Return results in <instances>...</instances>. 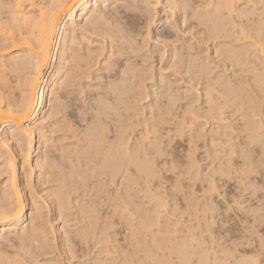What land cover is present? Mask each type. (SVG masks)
<instances>
[{
    "label": "rangeland",
    "instance_id": "1",
    "mask_svg": "<svg viewBox=\"0 0 264 264\" xmlns=\"http://www.w3.org/2000/svg\"><path fill=\"white\" fill-rule=\"evenodd\" d=\"M34 1H35V3H38V4H39V2H40V4H46V2L48 0H34ZM133 1H132L134 4L133 6L137 5L136 8H138V6H139V8H138L139 10L138 9L137 10L134 9L135 11L131 10L132 11L131 14H130V11H128L127 13L124 12V14L122 12L120 13V11L119 12L117 11L114 13V11H115L114 10L113 14L116 15L119 13V15H116V17H115V15H113L111 13L112 10H109V9L113 8V6H114V3L111 2V0H109L106 3H102V2L100 3V1L97 0L95 2V4L97 2H98V4H101V5L104 4L103 6H106V10L108 8L109 12H108V10L107 11L104 10L103 6L102 7H103V10L105 12L104 11L101 12L102 7L100 5H97V6H99L98 10H100L99 12L102 15L104 13H107L104 16H102V17H104V19H107V20L103 21V19H101L102 23L100 21H97L98 19L95 20L96 22H98V23L100 22L99 24H101L100 27H98V28H100L99 30L96 27V31H94V30L91 31V29L89 27H88L89 29L87 30V27H86L87 25L86 26L84 25L86 23H83L84 26L82 27V22H84V19H82V17H80V19H79L78 18L79 16H77V18L75 20L76 21L75 34L80 33L79 37H80V35L83 34L85 36V39H84V41L79 43L80 48L79 47H76V48H78L79 51L81 49V53H82V52H84L82 50L87 49L85 47H92L93 46L94 48H97V49L100 48V50H101V46L99 47V45H98L99 43H100V45H102L101 43H103L105 47L103 50H101L102 55L100 54L101 53L100 50L94 51V54L98 51L100 53L99 52H98L99 54L96 53L97 58L94 59V61L96 60L95 63H94V61L91 62L94 67L91 65V68H89L90 70L87 73L88 75L85 74L87 78L84 75L82 77H84L85 79L84 78L82 79V77H81L79 84H77V85L75 84L74 86L72 85L73 91L76 88L78 89V88L82 87V88H80L82 93L80 92V89H78L79 91H77V89H76V91H74V93L72 92V94L69 95V97L67 99V106L63 109V111L58 112V110H54V112H50V113H55V111H56V113L54 115L49 114L51 118L48 117V119H47L48 114L45 117L46 119L43 122V124L45 123L43 126L44 127L43 132L48 139L46 138L47 142L45 141L44 144L42 145L41 149H40V151L42 152V153L40 152V154L42 156V161H41L42 163L39 164L40 166L38 164H36V161H35L36 153L34 151L32 152V149L34 147V140L31 141V143H30L31 145L30 144L25 145L27 150L30 149L28 157L25 158L24 154H25L26 150L24 149L22 151V148L18 146L19 143H17V141H18L17 138H19V136L21 137L22 134H20L19 132H16V136L14 138L11 137L9 135V132H7L6 128L8 126H11V127L14 126L13 122L11 123V120L9 121L7 119H0V141L3 140L4 138H7L8 141L10 142V143L8 142L9 147L12 148V151L8 152L9 150L5 146L3 147L2 145H0V193L2 192L0 194V203H2L1 198L3 197L2 195H4V192H5V191H3L4 188H3L2 184L4 182V179H6L11 174L8 171L9 169L7 167H5L6 166L5 163H7V161H9L10 156H11V158L14 156L13 162H14V168H15L14 170L15 171H13L14 173H12V175L14 177L15 184L17 185V188L20 191L21 197L22 198L24 197L23 199H25V201L27 200L26 201L27 204L31 203V200L34 202H38L35 204L36 205L38 204L37 208L39 207V209L41 211L40 210L38 212L36 211L37 212L36 214H40V215L39 216L36 215L35 216L36 218L33 216L34 219L32 218L31 224H33L35 227H38L39 229H41V227H42L41 230L43 231V232L40 231L41 233L36 236V239H37L36 240L37 242L35 241L36 243L30 241V244L28 245V243H27V245H26L27 248L25 247V245L24 246L20 245V247H19L18 246L19 244L17 245L18 242L15 243L16 242L15 236L17 234L15 235L13 233L6 232L5 228L1 227L4 224H6V221H2L0 219L1 220L0 221L1 222L0 223V229H1L0 230V237H1L0 238L1 239L0 240V247L3 248V249L0 248L1 249L0 252H1V256H2V258L1 257L0 258L4 262L6 261L5 264H10V262H11V264L12 263H14V264H134L135 261H136L135 264H202L203 261L205 264H216V263L217 264H222V263L223 264H241V263L242 264H247V263L251 264L250 262H248L249 260H246V257L248 259V257L251 258L252 256H254L256 258V264H264V121H263L264 118H261V117H264V112H263L264 111V84H263L264 82L260 83V85H258L259 84L258 81L252 79V75L254 74V72L261 68V66H260L261 64L259 63V60L257 59L258 57H256V58L252 57V59H255V60H253V62H250V63H248V61H247V63L238 64V62H236V61H235V63L230 62L229 60L225 61V58L223 57V55L219 54V57H218V53L215 51L218 47V46H216L217 45L216 41H218V40L215 41V40H211V39H209V40L199 39V37L201 38V36H202V38L204 37L203 32L200 31L202 25L198 24L200 27L197 26V24H195V21L193 19L194 24L192 26V22H191L192 19H189V20L187 19V13H185L182 16L181 11H180L181 12L180 13L177 10H173V9L167 7V4L164 3L163 1H158L161 3H157L155 0H150L149 2L152 5L149 3L147 6H145L146 9H144V7H143L144 5H146V3L144 4L145 1H143V0H142L143 2L142 1L140 2V0L139 1L137 0V2H136V0H133ZM1 3H0V34L2 35V33H1L2 31H3V33H4V31L5 32L7 31V35H8L9 29L15 30L13 24L10 22V19H9V17H11L9 15V14H11V11H10L11 5L9 4L10 0H1ZM91 3H93V0L88 3L89 7H91L93 5V4L91 5ZM111 5H112V7H111ZM140 7H141V9H140ZM245 7H246L245 5L240 6V8H245ZM141 11H143V12H141ZM146 11L147 12L149 11L150 13L149 12L147 13ZM109 13H111L114 17L110 16ZM127 14H128V16H127ZM138 14H139V16H138ZM63 15H61L59 17V19L57 21L58 24L56 23L57 27H55V29H58V25H59ZM106 15H107V17H106ZM181 16L183 18H181ZM111 17H113L115 20ZM124 17H126V18H124ZM144 17H145V19H144ZM148 17L150 20L147 23ZM250 17H253V16H251V15L247 16L246 14H243V15H240L238 17H234L235 18L234 21L237 22L236 28L241 26L246 21V19L250 18ZM8 19H9V21H8ZM163 20H165L167 23ZM92 21L95 22L94 20H92ZM106 21H107V23H106ZM130 22L133 24V26ZM123 23H124V25H123ZM80 24H81V27H80ZM99 24L97 26H99ZM116 25H117V27H115ZM130 25H131V27H130ZM145 25L146 26L148 25V26L146 27ZM165 25L168 27V29L170 28L169 30H171L173 28V30H171L172 32L171 31L169 32V30L166 29L167 27ZM195 25L197 27H194ZM88 26H90V25H88ZM125 26L126 27L129 26L131 29L130 28L125 29ZM85 27H86V29H84ZM120 27H121V29H120ZM122 27H124V28H122ZM116 28L117 29L119 28L120 31H123L126 34L129 33L130 36L131 35L133 36L131 39L135 40L134 42H136V43H133V41H131V39H130V41L134 45L131 42H129V43H131V46L133 45L132 47L138 46L137 49L134 47L135 51L136 50L139 51V49L141 48L140 49L141 52L139 51L137 53V55H136V52H135V55H134V52L132 53L133 57L132 56L131 57H132V59L134 58L135 64L132 63V60H131L130 64H128L129 62L127 63L124 61V59L127 58V55L126 56L125 55L120 56L118 53V54H115L116 56L110 55L113 58L110 56H106L107 54H110L109 53L110 50L111 51H115V50L117 51L116 46L118 44H116V43L120 44V42H118L120 40L117 39V42L113 41V43H112V40L110 39L112 37V39L114 38L116 40L117 36L121 37V35H118V34H117V36H115L116 34L113 35L114 32L116 33V30H117ZM163 28H165V29H163ZM174 28L176 30H174ZM202 28H203V26H202ZM112 29L114 30V32H112L113 31ZM85 30H87L86 31L87 33L85 32V34H84V32H83L81 34V32L85 31ZM100 30H103V31H100ZM119 30H117V31H119ZM165 30H168V35L170 33V35H169L170 39L168 38L165 41H167V42L170 40L173 41V42H171V41L168 42V44L170 43L169 46H165L166 42L164 40H162L163 36L161 35V33L164 32ZM55 32H56V30H55ZM100 32H102V33H100ZM103 32H106V33L103 35ZM111 32H112V34H111ZM88 33H90V35H88ZM107 33H109L108 34L109 37H108ZM120 33L122 34V32H119V34ZM126 34L124 36H126ZM129 34L127 36H129ZM9 35H10V33H9ZM9 35L7 38H6V36L3 35L5 39H4L3 44L1 43V45H0V55H2V56L5 55L4 59H7L6 57H8L9 54L14 50H27L28 49V47L26 45H24L22 41H18L17 36L15 37L14 40H11L15 36V33L13 35H10V36ZM54 35H55V33H54ZM77 37H78V35H77ZM53 38L55 39V36H53ZM104 38L105 39L107 38L106 39L107 41H105ZM134 38H136V39H134ZM160 40H161V42L164 41L165 43L162 42L163 43L162 44L160 42ZM2 41H3V38H2ZM53 41L54 42H51L53 44L50 45L49 59H50V56L53 55L52 53H55L54 51L56 50V47H57V41H55V40H53ZM95 41H96V43H95ZM108 41L111 42L110 45H108L109 44ZM156 41L157 42L159 41V43H157ZM55 42H56V44H55ZM87 42L89 43V45L87 44ZM174 42L176 45L173 48L172 44L174 45ZM138 43H139V45H138ZM183 44L186 46H184ZM187 44L192 45L191 46L192 48H189V45L187 46ZM106 45H108V46H106ZM113 45L115 48L112 47ZM162 45H164V46H162ZM180 45H182L181 48L179 47ZM176 46L179 47L180 49L177 48ZM108 47H112V49H110V48L108 49ZM258 47H259V50H257L256 54L262 58V57H264V43H258ZM94 48H91V49L94 50ZM102 48H103V46H102ZM168 48L169 49L173 48L176 50L179 49V51H181V52L183 51L184 53L182 52V54L185 55L186 57L182 56L181 59L186 58L183 60L186 66L183 64H180V63H178L181 65L180 67L177 64H176L177 66L171 64V61H173L174 59H173V57H171V52L168 50ZM186 49H187V51H186ZM159 50L163 51V53H162V51H160V53H161V54H159L160 56L156 55V53H155V51H159ZM144 51L146 52V54ZM167 51H168V54L170 52L169 55L167 54ZM142 52H143L144 56H146L149 59L146 58L147 61L145 59V61L147 63L144 62V58H145L144 56H143V59L142 58L139 59L141 62H143L142 64H140L141 62L139 63V66H140L139 67L137 65L138 64L137 61H138V58L142 56ZM157 54H158V52H157ZM194 54H197V55H194ZM188 55L189 56L192 55V56H190L192 58H190ZM199 55H201L202 58H200ZM168 56L170 57V59ZM106 57H109V59L110 58L111 59L109 60ZM131 57H129V58H131ZM167 57H168V59H167ZM193 57H195V59ZM196 57L198 60L196 59ZM203 57H205V58H203ZM160 58H161V60H160ZM222 58H224V59H222ZM105 59H107V60L105 61ZM187 59H188V61L190 60L191 63L187 62L186 61ZM205 59H207V60H205ZM111 60H113V61L115 60L116 64L121 63V61L123 60L124 62L123 61L122 62L124 63V65L127 64V67L131 64L132 65L134 64L133 66L137 65L138 67L137 66H136V68L134 67L137 71L135 69H133V70H131L133 72L130 71L131 74L132 73L135 74V72H137L138 74L145 76V78H143V80H142L143 82H141L142 83L141 85L135 84L136 88H133L135 86H131V84L128 85V80H129L128 77L130 78V76H131V78H130L131 80H129V81H130V83H132V82H134L133 78H135V77H133L134 74L133 75L127 74V75H129L128 77L126 76L127 80L123 81L124 83L127 81V83H125L127 85L126 86L124 85V87H126V89L128 86L127 90L123 87V85H122L123 82L121 83V87L123 89H125V93H126V95L124 94L123 96H125L126 98L123 97L124 98L123 99V105L119 104V108L117 110H116V108H114V109L116 110V112L117 111L119 112L118 113L119 115H121L122 112H124L123 113L124 116L121 115V118L119 116L118 117L119 119L115 118L116 120L113 119V116H115V115H113L112 117L107 116V117H110V119L108 118L107 120H105V122L107 121L106 123L101 120L100 124L103 126L102 123H104V128L106 129L105 126H107V129L109 131V132L105 131V129L100 125L103 128V130L105 131V132L103 131L104 132L103 139L106 138L105 139L106 141L102 143L103 144L102 146H106L108 144L107 141H109V139L111 140L114 138V140H116L118 138L117 135H115V137H113L115 134V132H113V131H116V133H117V131H119L118 132L119 134L121 131L120 137H121V135H122V138H123V136L124 137L127 136V140H128L129 135L131 137L134 136L133 133L136 134L135 136H137L138 130L141 126L140 123L138 124V122H141L143 120L145 122H150L151 119L148 117H150V116L152 117V115L154 116V114H156V113H154V112H156L155 110L152 109V111H151V108H153V105H154L153 102H155L154 98H156V96L154 97V95H157L158 93H160V91L163 92L164 89H166L163 86L164 83L169 82L168 84L170 85V87L168 88L169 85L164 84L167 87L166 91H168V92H166V95H165L166 97L161 98L162 99L161 103L167 104V105H168V103H170L169 107L173 104L172 106H174V107H170L171 108L170 111L173 112V111L179 110L177 112V114H178V117L180 116L179 118L176 119L177 120L176 123H172V124L169 123V128L171 127V132H169V133H171L170 135L172 137L169 136V138L170 137L171 138L169 140H167L168 138H166V137H168V136L164 135L165 132L162 133L164 136L161 135L162 136L161 138L163 140V144L165 146L163 155H162V152L157 153L158 151L155 149L156 144H154L152 146V147H154L153 149H155V151H156V153H155V151L152 149V151L155 153V155L153 152L149 153V157L151 156L150 160L153 161V162L152 161L149 162V166H151V167L154 166L155 168L154 167H152V168H154L156 170H154V169L153 170L155 172L157 171L156 174L154 175V177H150V179H148V180H146L144 178L145 179L144 180L143 177L140 176V178H139V176L136 175L137 176L136 177L134 175L133 181L130 178V180L133 182V185H134V186L130 185L132 188H134V189H130L131 190V192H130L131 199L133 198V200H135V201L131 200V203L128 202L127 206H126L125 202H122V201H120L121 199L120 200L118 199L121 196H117V195H121V193H120L121 190H120V188L118 189V187H120L119 186V183H120L119 180H121V179L118 176H116V178L114 179L113 176H110L109 173L104 171L105 168L100 170L98 167V166L102 165V163H100L101 161H99L98 159L101 157L100 154L103 153L104 150L100 154L94 153V151H91L92 155L94 153V156H96V158L98 157V159H97V161L96 160L93 161L94 160L93 158H91V159H93L92 161L87 159L90 163L86 160L88 155L84 153V150L87 148L86 144L88 143V142L87 143L85 142V146H84V140L85 141H86V139L92 140L94 138V137L90 138L92 135L91 136L89 135V137H88V135H85V134H92V133H88V131L90 132L92 129L95 130L93 128L94 125L90 124L89 120L91 117L94 116V113H98V111L102 109L101 108L102 106H99L100 104L102 105V102H100L96 98H97V96L99 98L98 94L101 91L103 93H104V91H106V90L103 91L102 88L104 86L102 87V85L99 84L104 79V77H102L103 74H104V76L106 74V72H105L106 70L105 69L103 70L101 68L106 67L107 69H109V68L112 69L110 66L113 67L114 65L111 63H114V62H112ZM159 61H160V63H159ZM201 61H204V62L200 63ZM6 62H7L6 60L0 61V109L3 112H6L5 104L8 103V101H9L10 107L12 106L11 109L15 110L14 113L21 115V114H24V112L21 111V105L19 104V100H21L23 89L26 88L24 85V81L22 80L23 77L21 78V76H25V74H24L25 72L24 73L23 72H20V73L16 72L15 73L14 71L12 72V70H10L7 67H5L6 70L9 69L10 72L6 71V70L4 71V69H5L4 65ZM105 62H106V66H105ZM196 62H198L199 64H201L203 66L207 62L208 63L211 62L210 63L211 65L207 63L208 69L206 68V72H205L206 75L204 73V75H203L204 77L202 79L198 80V78H194V76H193V79L191 80L192 77H190V76H191V71L193 69V66H194V64H198ZM45 64L46 63H44L42 65V66H44L43 71H45ZM143 64L145 65V70L143 69L144 68ZM188 64H189V67H188ZM107 65L109 68L107 67ZM117 65H115L116 67L114 66L112 69L115 71L114 73H113V71L110 72L111 70H109V73H110L109 75L113 74V76H114L116 71L117 72H118V70L120 71V68L122 69V67L123 68L125 67L124 69H126V70L133 68V67L129 68L130 67L129 66L127 69L126 66L121 65V67H120L119 66L120 64H119L118 65L119 69L115 70L114 68H117ZM182 65L185 68L182 67ZM207 66H205V67H207ZM148 67L151 68V71L149 69L146 71V69ZM160 67H162V68H160ZM164 67H165V69H164ZM187 67L189 68L190 71H188ZM2 68H4V69H2ZM138 70L140 71V73L138 72ZM141 70H143V72L146 71L145 75L141 74V73H143ZM148 71H150V72L148 73ZM96 72L101 73V75H102L101 78H103V79H101L100 76L95 77L94 75ZM218 73L221 75L220 78H224V77L227 78L228 77V79L224 78V80H227V81H225L227 84L229 83V88L230 87L232 88L234 86L233 88L236 89L235 90L236 92H234V93L231 92L234 95L230 94L229 92L224 93V92H226V90L224 88H225V86H226V88H228V85L227 84L224 85L223 83H220L222 81H220V82L218 81L215 84L216 89L219 90L218 96H217V93L215 94L216 95L215 99L218 98L217 100L220 102L223 100V103H224L226 97L231 98L230 99L231 106L228 102L229 105L227 104V106H229V107L227 108L228 111L226 112V114H233V115H231V117H229L227 119L228 121L231 122V123L228 122L229 126L231 124H232V126L229 127L228 128L229 130H227V131H225L226 128L222 131V129L224 127H222L219 123L215 122V120L210 119L211 122H210V120H208L209 118L207 117V111H206L207 104L203 103V102L207 103L206 102L207 96L203 92V89L205 88L204 86L206 85L207 81H209V82L213 81L211 79H214V78L217 79V77H218V79L220 80ZM221 73H223V74H221ZM146 74H148V75H146ZM189 74H190V76H188ZM146 76H147V78H146ZM148 76L152 77L153 79L150 78L149 80H147L149 78ZM106 77H107V80L106 79L105 80L107 83L109 81H111V80L108 81V75H106ZM116 77H117V75H116ZM116 77H112V78L118 79ZM110 78H111V76H109V79ZM164 78H166V79H164ZM209 78H210V80H209ZM157 79H159V80H157ZM161 79H164L162 81H166V80L167 81L163 83L161 81ZM187 79H189V80H187ZM153 80L159 81L161 83L157 82L159 84L158 85ZM228 81H230V82H228ZM103 83H105V81H103L101 84H103ZM107 83H105L106 84L105 87L107 86ZM153 83H155L156 85ZM219 83H220V85H219ZM230 84H231V86H230ZM83 85H84V88H83ZM98 85H100L102 88L98 87ZM132 85H134V84L132 83ZM160 85H162L163 87H161ZM217 85H219V86H217ZM75 86H77V87H75ZM91 87H92V89H94V90H92V91H94V93L90 90ZM129 87H130V89H129ZM157 87H159L160 90ZM96 88L97 89L101 88V91L100 90L97 91ZM95 89H96L98 94L95 93L96 92ZM156 89L159 90V92L158 93L154 92L155 94L152 93L153 90L157 91ZM222 89H224V91ZM131 90L132 91L134 90V91L131 93ZM220 90H222V91H220ZM84 91L85 92L87 91L86 94ZM127 91H128V94H127ZM129 91H130V93H129ZM137 91H139L138 92L139 94L137 93ZM91 93H93L94 95ZM133 93H137L136 94L137 96H135V94H133ZM148 93H150V94H148ZM219 93H220V97H219ZM89 94H91V96ZM138 95H139V97H138ZM180 95H181V97H180ZM140 96L143 97V99H141ZM168 96H170V98ZM221 96H223V97H221ZM93 97H96V98L93 99ZM167 97L170 100H168ZM89 98H90V100H89ZM176 98L181 100V102L179 100H177ZM171 99H173V100H171ZM96 100L99 102H97ZM136 100H137V102L135 103ZM140 100H141V102H140ZM90 101H91V103H90ZM172 101H173V103H172ZM174 101H176V103ZM191 101H192V103L190 104ZM232 101H234V102H232ZM250 101H253L254 104ZM126 102L127 103L129 102L128 104L132 103L131 105L133 107H131V105H130V111H129V109H127L129 112H132V114H130L131 117L125 115L126 110L123 111V109H126L129 107V105H127L128 107L125 105ZM165 102H167V103H165ZM233 104L234 105L240 104L239 105L240 108L236 109L237 107L236 106L234 107ZM91 105H93L94 107ZM124 105H125V107H123ZM177 105H178V107H177ZM185 105L187 108L185 107ZM181 106L183 107V109L181 108ZM227 106H225V107H227ZM185 108L186 109H188V108L193 109L194 110L193 113L195 112V114H198L196 116H199V118L194 116V114L188 113L189 112L188 110L186 111V113H185V111L183 113L182 111ZM91 109L94 112H92ZM109 109L111 110V108H109ZM96 110H98V111L96 112ZM110 110H109V113L113 111V110L112 111H110ZM115 110L113 111V114L115 113ZM238 110H239V112H238ZM120 111H121V113H120ZM128 111H127V113H129ZM133 111H134V113H133ZM205 111H206V114H205ZM107 112H108V110H107ZM89 113L91 116H89ZM187 113L189 114L190 117L187 115ZM96 115H98V114H96ZM101 115H102V112L99 114V116H101ZM103 115H104V113H103ZM135 115H138V116L136 117ZM126 116L129 117V119H127L125 121L123 118H126ZM256 116H258V117H256ZM107 117L103 116L102 118L106 119ZM182 117H184L188 121H190L191 117H193L196 122L192 118L191 120H193V121H192L191 125L184 123L185 124V125L183 124L184 126H182V125L179 126V120ZM83 118L85 119V121H83L84 120ZM130 118L133 119V121ZM206 118H207V120H206ZM111 119H113V121ZM122 119H123V121H122ZM259 119H260V121H262V128L261 129H263L260 133L261 136L258 137L260 139L259 140L256 139L252 143L249 142L250 144L248 143V146H247L246 145V143H247V141H246L247 134L246 133L247 132L245 131V129H242L245 127L242 124H244L243 122L245 120H250V121L254 120V123H257ZM81 120H82V122H81ZM28 122H29L28 120L23 121L21 123V128H24V129H26V131H28L27 130L28 127L25 126L26 124H28ZM111 122L114 123L115 125L112 124ZM121 122L124 124V126L126 125L125 126L126 130H124L125 128L122 127L123 125L121 126L123 130L120 129L119 126L122 124ZM136 122H137V124H135ZM151 122H152V120H151ZM133 123H134V126H133ZM216 123L218 124V127H217ZM66 124H74L75 128H72V130L71 129L68 130V127H66L67 126ZM100 126H99V128L97 127L98 132L101 129ZM113 126H114V128H113ZM178 126L181 127V130ZM188 126H190V127H188ZM242 126H244V127H242ZM88 127L90 128V130L88 129ZM128 127H129V129H128ZM130 127L131 128L134 127L132 132H130L132 130ZM73 129H76L75 130L76 132ZM114 129H116V130H114ZM123 131H124V133H123ZM92 132H93V134L95 133L94 131H92ZM100 132H102V131H100ZM128 132L131 134L128 135L127 134ZM5 133H6V135H5ZM72 133L75 135V137H77V139L74 137V135ZM106 133L108 135H106ZM229 133H230V135H229ZM81 134H84V135H81ZM187 135H188V137H187ZM64 136L65 137L68 136V137L65 138ZM71 136H72V138H71ZM108 136H111V138H108ZM192 136H193V138H192ZM223 136H225V137H223ZM73 137H74V139H73ZM131 137H129V138L132 140L134 137H132V138ZM245 137H246V139H245ZM107 138H108V140H107ZM226 138H227V140H226ZM79 139H80V142L78 141ZM123 139L126 140V137ZM130 139H129V141L126 140L128 144L131 143ZM229 139H231L232 141ZM213 140H215V141H213ZM219 140H221L220 141L221 144H217L218 146L216 145L214 147V145H213L214 142L217 143ZM238 141H239V143H238ZM92 142H93L92 145L94 144L97 146V144L94 141H92ZM190 147L193 151L190 149ZM80 148L84 149V150H81ZM93 149H94V147H93ZM216 149H218V150H216ZM219 150L221 153L219 152ZM232 150H233V152H232ZM82 152H83V154H82ZM225 152H227V153H225ZM240 152L242 153V157H241ZM190 153H192L195 156H193ZM84 154L86 155V158H85ZM91 156L90 155L88 156L89 159ZM190 157L193 159L192 161H191ZM95 162H96V164H95ZM226 163L227 164L229 163V164L227 165ZM92 165H95V166H92ZM189 165H191V166H189ZM131 166L132 165H130V167ZM78 169H79V171H78ZM102 170L104 172H106V174H109V175L105 176V173L101 172ZM222 172H224V173H222ZM77 174H78V176H77ZM85 175L87 177H85ZM112 177H113V179H112ZM131 181H129L130 184H132ZM47 190H48V192H46ZM50 190H52V191H50ZM118 190H120V191L118 192ZM137 191H139V192H137ZM113 192H115V193H113ZM55 194L58 196H56ZM154 197H156V198H154ZM62 198H63V200H62ZM28 199H29V202H28ZM58 199L62 200V201L60 202ZM115 199H117V200H115ZM160 199L164 202V206H162V205H160V203H158ZM112 200H115V201H112ZM116 201L117 202L120 201V203H124V205H125V206L121 205L120 203H119V205L115 204V205H118V207L115 206L117 209L119 207H120L119 209H121V207L123 208L122 209V210H124L123 212L120 211L119 209L117 210L118 213L121 212V215H120V213L118 214L116 211H115V213L113 212L115 209V207H113V206H114V203H116ZM53 202H55V203H53ZM58 202H59V204H57ZM135 202H136V205H138L136 208H135V206H136ZM112 204H113V206H112ZM157 204H159V205H157ZM60 205H61V208H59ZM62 205H64V206H62ZM89 207L90 208L93 207V208L90 209ZM28 212L29 211L27 210V212H26L27 217H29ZM94 212H95V214H94ZM143 212H145V213H143ZM88 215L91 216V219L88 218L89 217ZM142 217L147 219L146 220L147 222H149V220H150V223H149L150 231H149V229L146 230L143 227H141V226H143L142 222H141V225L139 224L140 222H138V221L141 220ZM164 220H167L165 222L169 221L170 224H171V222L177 224V229L174 230V233L169 234L170 236H172L171 238H170V236L168 237V235L165 236V233L163 235V230H162V232L160 230L161 227L165 224L163 222ZM28 221L29 220L27 219L24 223H27ZM131 230H133V236H132ZM151 230L152 231L153 230H155V231L160 230L159 232L157 231L159 236L156 235L157 236V242L161 241L160 242L161 244L158 242L159 247L161 249V250L158 249L159 251L156 250L157 248L152 244L151 240H152L153 236L151 237V234H152V233H150ZM41 234H42V236H41ZM161 234L163 236L162 238H161ZM83 235L86 239L83 238ZM11 237H12V240H10ZM44 237H46V239ZM150 237H151V240H150ZM164 237H168V238H170V240L168 238H167L168 239L167 240ZM190 237L192 239H190ZM8 238H10V239H8ZM143 238H144V240H143ZM40 239H42V240H40ZM136 239H138V240H136ZM139 239H141L142 241ZM44 241L46 243H44ZM148 241H149V243H148ZM141 242H142V244H141ZM181 242H184V243H181ZM40 243H43V244H40ZM144 244L146 247L144 246ZM149 244H152V245L150 246ZM182 244L185 246V248H187V251H185L186 249L184 248V246ZM162 245H163L164 249L161 248ZM110 246H112V247H110ZM180 246L183 248H181ZM186 246H188V247H186ZM143 247H144V249H143ZM20 248H22L21 249L22 251L20 250ZM105 248H106V250H105ZM108 249L111 252H109ZM148 250H150L151 252L150 251L148 252ZM105 251L106 252L108 251V253H109L107 255L108 258H107V256L105 257V255H106ZM183 251L187 252V253L186 254L184 253L185 254L184 255ZM204 251L207 253H205ZM2 252H3V254H2ZM101 252H103V253H101ZM104 252H105V254H104ZM201 253H202V255L200 256ZM149 254H150V256H148ZM3 255H6V256H3ZM182 255L185 258H183ZM188 255H190V257ZM152 256H153V259H155L154 261H153V259H151ZM202 256L206 257L205 258L206 261L203 258L201 261ZM4 257L5 258L8 257L7 258L8 261H7V259H4ZM104 257H105V259H104ZM186 258H187V260H186ZM1 259H0V261H1L0 264H4ZM123 259H124V261H123ZM106 260H107V262H106ZM217 260L218 261L220 260L219 263ZM241 260H242V262H241ZM244 260L247 262H244Z\"/></svg>",
    "mask_w": 264,
    "mask_h": 264
},
{
    "label": "bare ground",
    "instance_id": "2",
    "mask_svg": "<svg viewBox=\"0 0 264 264\" xmlns=\"http://www.w3.org/2000/svg\"><path fill=\"white\" fill-rule=\"evenodd\" d=\"M92 0H48L47 2H46V4H40V2H39V4L38 3H35V1L34 0H10V5H11V9H10V11H11V14H9L11 17H9V19H10V22L13 24V26H14V28H15V30H11V29H9L8 30V32L10 33V35H13L14 33H15V36L11 39V40H14L15 39V37L17 36V38H18V41H22L23 42V44L24 45H26L27 47H28V49L27 50H14V51H12L10 54H9V56L8 57H6L7 59H4V57H5V55H0V61H7L6 63H5V65H4V68L5 67H7V68H9L10 70H12V72L14 71L15 73L17 72V73H20V72H25L24 74H25V76H21V78H22V80L24 81V85H25V87L26 88H24L23 89V93H22V96H21V100H19V104L21 105V111H23L24 112V114H21V115H18V114H16V113H14L15 112V110H12L11 109V107H10V103H9V101H8V103H6L5 104V109H6V112H3L1 109H0V119H7V120H11V123L13 122V125L14 126H8L6 129H7V132H9V135L11 136V137H15L16 136V132H19L20 134H22V136L20 137L19 136V138H17V143H19L18 144V146L19 147H21L22 148V151L25 149L26 150V152H25V154H24V157L25 158H27L28 157V155H29V151H30V149L29 150H27V148H26V144L28 145V144H30L31 143V141L32 140H34V147H33V149H32V152L34 151L35 153H36V159H35V161H36V164H41L42 162V156H41V154H40V149H41V147H42V145L44 144V142L48 139L46 136H45V134H44V132H43V126H44V124H43V122H44V120L46 119L45 117L47 116V114H48V116H47V119H48V117L49 118H51L50 117V115L49 114H55L56 113V111H55V113H50V112H54V110H58V112L60 111H63V109L67 106V99H68V97H69V95H71L72 94V92L74 93V91H76V89H74V91H73V86L76 84H79V82H80V80H81V77L82 76H84L85 74L86 75H88L87 73L89 72V68H91V65H92V63L91 62H93L94 61V59H96L97 58V55H96V53H98V52H96L95 54H94V51L96 50H100V48L99 49H97V48H94L93 46L92 47H85V48H87V49H85V50H82V51H84V52H82L81 53V49H80V51H79V49L78 48H76V47H79V43L80 42H82V41H84V39H85V36L82 34L83 32H84V34H85V32L90 28L91 29V31H96V27L98 28V27H100V25L101 24H99L100 22L102 23V20L101 19H103V21L104 20H107V19H104V17H102V16H104L105 14H107V13H104L103 15L99 12L100 10H98L99 8V6H97V5H100L101 7L104 5V4H98V2L95 4V2L97 1V0H93V3H91V7H89L88 6V3L89 2H91ZM100 1V3L102 2V3H106V2H108L109 0H99ZM133 0H111V2H113L114 3V6H113V8H111V9H109V10H112V14H113V11H114V13L115 12H119L120 11V13L122 12L123 14H124V12L125 13H127L128 11H130V14H131V10H137L138 8H139V6H138V8H136L137 7V5H135V6H133L134 4H133V2H132ZM139 1V0H138ZM142 0H140V2H141ZM143 1H145L144 2V4L146 3V5H142L143 7H144V9H146V7L145 6H147L150 2V0H143ZM142 1V2H143ZM157 3H161V2H158V1H163L164 3H166L167 4V7H169V8H171V9H173V10H177V11H181L180 13L182 14V16L185 14V13H187V19L189 20V19H192V26H193V22L195 21V24H197V26H199V25H202L203 26V28H202V26H201V29H200V31H202L203 32V35H204V37L202 38V36H201V38L199 37V39H206V40H209V39H211V40H218V41H216V43H217V45L216 46H218L217 47V49L215 50L217 53H218V57H219V54H222L223 55V57L225 58V61H230V62H234L235 63V61L236 62H238V64H240V63H247V61H248V63H250V62H253V60H255V59H252V57H258L257 59L259 60V63L261 64H259L260 66H261V68L260 69H258L257 71H255L254 72V74L252 75V79H254V80H256V81H258V85H260V83H263L264 82V57H259L256 53H257V50H259V47H258V43H264V0H155ZM136 2H137V0H136ZM0 3H1V0H0ZM2 4V3H1ZM142 4V3H141ZM140 4V5H141ZM151 4V3H150ZM4 5V4H3ZM7 5V4H6ZM9 5V6H10ZM110 5V4H109ZM113 5V4H112ZM112 5H111V7H112ZM152 5V4H151ZM155 5V4H154ZM153 5V6H154ZM165 5V4H164ZM241 5H245L246 7L245 8H240V6ZM104 7V10H106V6H103ZM103 7H102V10H101V12H103L104 10H103ZM108 7V6H107ZM244 7V6H243ZM24 9V10H23ZM101 9V8H100ZM140 9H141V7H140ZM143 9V8H142ZM107 10H108V8H107ZM106 10V11H107ZM109 10H108V12H109ZM134 10V11H135ZM139 10V9H138ZM150 11V10H149ZM148 11V12H149ZM172 11V10H171ZM105 12V11H104ZM141 12H143V11H141ZM147 12V11H146ZM147 12V13H148ZM111 13H109V15L110 16H113V15H115V14H111ZM150 13V12H149ZM172 13V12H171ZM64 14V15H63ZM243 14H246L247 16H249V15H251V16H253V17H250V18H247L246 19V21L241 25V26H239L238 28H236V24H237V22H235L234 21V17H238V16H240V15H243ZM61 15H63V17H62V19H61V21H60V23H59V25H58V29H55V27H57L56 25L58 24L57 23V21H58V19H59V17L61 16ZM116 15H119V13L118 14H116ZM116 15H115V17H116ZM145 15V14H144ZM150 15V14H149ZM77 16H79L78 18L80 19V17H82V19H84V22H82V27L85 25H87L86 27H87V30H85V31H82L81 32V34L82 35H80V37H79V34H75V24H76V18H77ZM109 16V17H110ZM127 16H128V14H127ZM137 16V15H136ZM138 16H139V14H138ZM152 16V15H151ZM181 16V18H183ZM106 17H107V15H106ZM114 17V16H113ZM113 17H111V18H113ZM124 18H126V17H124ZM133 18V17H132ZM9 19H8V21H9ZM98 19V20H97ZM110 19V18H109ZM114 19V18H113ZM144 19H145V17H144ZM148 19V21H147V23L149 22V17L147 18ZM186 19V18H185ZM193 19H194V21H193ZM91 20V21H90ZM92 20H97V21H100L99 23L98 22H93ZM115 20V19H114ZM132 20V19H131ZM163 21H165V20H163ZM186 21V20H185ZM136 22V21H135ZM166 22V21H165ZM57 23V24H56ZM83 23H86V24H84L83 25ZM105 23V22H104ZM103 23V24H104ZM106 23H107V21H106ZM105 23V24H106ZM112 23V22H111ZM131 23V22H130ZM129 23V24H130ZM167 23V22H166ZM11 24V25H12ZM99 24V26H97ZM113 24V23H112ZM128 24V23H127ZM132 24V23H131ZM139 24V23H138ZM137 24V25H138ZM163 24V23H162ZM199 24V25H198ZM88 25H90V26H88ZM115 25V24H114ZM113 25V26H114ZM123 25H124V23H123ZM149 25V24H148ZM147 25V26H148ZM164 25V24H163ZM77 26V25H76ZM132 26H133V24H132ZM146 26V25H145ZM146 26V27H147ZM166 26V25H165ZM191 26V25H190ZM191 26V27H192ZM196 25L194 26V27H197ZM80 27H81V24H80ZM79 27V28H80ZM86 27L84 28V29H86ZM89 27V28H88ZM106 27V26H105ZM109 27V26H108ZM115 27H117V25L115 26ZM119 27V26H118ZM130 27H131V25H130ZM129 26L128 27H126L125 26V29H129L130 28ZM140 27V26H139ZM163 27V26H162ZM167 27V26H166ZM200 27V26H199ZM7 28V27H6ZM5 28V29H6ZM113 28V27H112ZM122 28H124V27H122ZM8 29V28H7ZM61 29V30H60ZM78 29V28H77ZM100 28H98V30H99ZM103 29V28H102ZM117 29V28H116ZM120 29H121V27H120ZM131 29V28H130ZM163 29H165V28H163ZM166 29H168V27L166 28ZM170 29V28H169ZM168 29V30H169ZM55 30H56V32H55ZM80 30V29H79ZM108 30V29H107ZM113 30V29H112ZM117 30H119V28L117 29ZM116 30V33L114 32V30L112 31V32H114L113 33V35H115V36H117V34L118 35H121V37H119V36H117V38H116V40L114 39H112V37L110 38L111 40H112V43H113V41H116L117 42V39L118 40H120V41H118V42H120V44L119 43H116V44H118L117 46H116V49H117V51L114 49L115 47H114V45L112 46V47H114L113 49L115 50V51H111L110 50V54H107L106 56H110V55H112V56H114L115 54H118L119 53V55L121 56V55H127V58H123L124 59V61L125 62H129L128 64H130V62H131V60H132V63H134L135 64V60H134V58L132 59V53L134 52V55H135V52H136V55H137V53L140 51V49H139V51H135V49H134V47L137 49V47L138 46H134V47H132L134 44L133 43H136V42H134L135 40H132L131 38L133 37L132 35L130 36V34H129V36H127L128 34H126V33H124L123 31H117ZM123 30V29H122ZM168 30H165L164 32H162L161 33V35L163 36V39L162 40H167L170 36V33H169V35H168ZM171 30H173V28L171 29ZM171 30H169V32L171 31ZM174 30H176L175 28H174ZM90 31V32H91ZM100 31H103V30H100ZM106 31V30H105ZM129 31V30H128ZM89 32V31H88ZM99 32V31H98ZM97 32V33H98ZM112 32H111V34H112ZM119 32H122V34L120 33L119 34ZM172 32V31H171ZM2 33V35L0 34V45H1V43L3 44V42H4V36H6L7 35V31L5 32L4 31V33H3V31L1 32ZM6 33V34H5ZM9 33H8V35H9ZM54 33H55V35H54ZM87 33V32H86ZM94 33V32H93ZM100 33H102V32H100ZM106 32H103V35L105 34ZM124 33V34H123ZM138 33V32H137ZM174 33V32H173ZM109 33H107V35H108ZM126 34V36L128 37H126V36H124ZM4 35V36H3ZM8 35L6 36V38L8 37ZM9 35V36H10ZM77 35H78V37H77ZM87 35V34H86ZM88 35H90V33H88ZM87 35V36H88ZM112 35V36H113ZM158 35V34H157ZM172 35V34H171ZM174 35V34H173ZM53 36H55V39L53 38ZM86 36V37H87ZM114 36V37H115ZM144 36V35H143ZM108 37H109V35H108ZM119 37V38H118ZM159 37V36H158ZM157 37V38H158ZM173 37V36H172ZM2 38H3V41H2ZM162 38V37H161ZM87 39V38H86ZM90 39V38H89ZM103 39V38H102ZM107 39V38H106ZM105 38H104V40L105 41H107ZM130 39H131V41H133V43L130 41ZM134 39H136V38H134ZM141 39V38H140ZM143 39V38H142ZM148 39V38H147ZM170 39V38H169ZM53 40H55V41H57V47H56V50L54 51L55 53H52L53 55H51L50 56V59H49V52H50V45L51 44H53V43H51V42H54ZM88 40V39H87ZM86 40V41H87ZM156 40V39H155ZM154 40V41H155ZM175 40V39H174ZM85 41V42H86ZM140 41V40H139ZM138 41V42H139ZM142 41V40H141ZM162 41L163 43H165L166 42V44H165V46H169L170 45V43L168 44V42H173L172 40H170V41ZM214 41V42H215ZM89 42V41H88ZM87 42V44L89 45V43ZM92 42V41H91ZM129 42H131L133 45L131 46V43H129ZM157 42V41H156ZM160 42H161V40H160ZM161 42V43H162ZM93 43V42H92ZM95 43H96V41H95ZM94 43V44H95ZM105 43V42H104ZM108 45H110V43L111 42H109L108 41ZM115 43V42H114ZM157 43H159V41L157 42ZM162 43V44H163ZM55 44H56V42H55ZM54 44V45H55ZM93 44V45H94ZM102 45H100V43L98 44L99 45V47L101 46V50H103L104 49V44L103 43H101ZM106 44V43H105ZM141 44V43H140ZM172 44V43H171ZM192 44V43H191ZM108 45H106V46H108ZM112 45V44H111ZM138 45H139V43H138ZM142 45V44H141ZM176 44H175V42H174V45L172 44V46H173V48H174V46H175ZM184 45V44H183ZM189 45V48H192L191 46L192 45H190V44H187V46ZM84 46V45H83ZM91 46V45H90ZM102 46H103V48H102ZM157 46V45H156ZM155 46V47H156ZM162 46H164V45H162ZM184 46H186V45H184ZM96 47V46H95ZM112 47H108V49L110 48V49H112ZM177 47V46H176ZM175 47V48H176ZM180 48L182 47V45H180L179 46ZM179 47H177V48H179ZM80 48V47H79ZM83 48V47H82ZM91 48H94V50L93 49H91ZM169 49L168 48V50L171 52V57H173V61H171V64H173V65H179V67L181 66L180 64H183V65H185V63H184V59H186V58H183V59H181V57L182 56H185V55H183L182 54V52L181 51H179V49L178 50H176V49ZM187 48V47H186ZM155 49V48H154ZM100 50V51H101ZM158 50V49H157ZM163 50V49H162ZM162 50H159V51H155V53H156V55H159V54H161L160 53V51H162ZM53 51V50H52ZM51 51V52H52ZM164 51V50H163ZM163 51H162V53H163ZM186 51H187V49H186ZM105 52V51H104ZM141 52V51H140ZM145 52V51H144ZM152 52V51H151ZM157 52H158V54H157ZM165 52V51H164ZM170 52H169V54H170ZM100 53V52H99ZM98 53V54H99ZM184 53V52H183ZM187 53V52H186ZM185 53V54H186ZM189 53V52H188ZM199 53V52H198ZM216 53V54H217ZM101 55H102V51H101V53H100ZM131 54V55H130ZM141 54V53H140ZM145 54H146V52H145ZM167 54H168V51H167ZM168 54V55H169ZM182 54V55H181ZM130 55V56H129ZM163 55V54H162ZM194 55H197V54H194ZM221 55V56H222ZM112 56H110V57H112ZM116 56V55H115ZM118 56V55H117ZM132 56V57H131ZM141 56V55H140ZM143 56H144V54H143V52H142V56L141 57H139L138 58V61H137V65L139 66V63L141 62L139 59H143ZM160 56V55H159ZM164 56V55H163ZM189 56V55H188ZM190 56H192V55H190ZM189 56V57H190ZM200 56V58H202L201 57V55H199ZM217 56V55H216ZM99 57V56H98ZM123 57V56H122ZM121 57V58H122ZM129 57H131V58H129ZM135 57V56H134ZM145 58H144V62H146L147 61V59H149V58H147L146 56H144ZM151 57V56H150ZM165 57V56H164ZM169 57V56H168ZM168 57H167V59H168ZM186 57V56H185ZM198 57V56H197ZM197 57H196V59H197ZM251 57V58H250ZM106 58H108L109 59V57H106ZM113 58V57H112ZM147 58V59H146ZM154 58V57H153ZM162 58V57H161ZM161 58H160V60H161ZM190 58H192V57H190ZM194 59H195V57H193ZM203 58H205V57H203ZM224 58H222V59H224ZM111 59V58H110ZM109 59V60H110ZM118 59V58H117ZM145 59H146V61H145ZM169 59H170V57H169ZM189 59V58H188ZM188 59L186 60L187 62H190L191 63V61L189 60L188 61ZM221 59V58H220ZM107 59H105V61H106ZM121 60V59H120ZM130 60V61H129ZM166 60V59H165ZM183 62H182V61ZM198 60V59H197ZM202 60V59H201ZM205 60H207V59H205ZM96 61V60H95ZM95 61H94V63H95ZM112 62H114V63H111V64H113L114 66L115 65H119L120 67H121V65L123 66L124 65V61L122 62L121 61V63H117L116 64V62H115V60L113 61V60H111ZM117 61V60H116ZM143 61V60H142ZM193 61V60H192ZM209 61V60H208ZM173 62V63H172ZM186 62V63H187ZM202 62H204V61H201L200 63H202ZM206 62V61H205ZM44 63H46L45 64V71H43L44 69H43V67L44 66H42ZM91 63V64H90ZM123 63V64H122ZM143 62H141L140 64H142ZM147 63V62H146ZM159 63H160V61H159ZM178 63H180V64H178ZM194 63V62H193ZM196 63H198V62H196ZM208 63V62H207ZM207 63L203 66V65H201V64H194V66H193V69H192V71H191V76H190V74L188 75V76H190V77H192L191 78V80L193 79V76H194V78H198V80L199 79H202L204 76V73L206 72V68L208 69V66H207ZM211 62H209L208 64H210ZM110 64V65H111ZM133 64V65H134ZM170 64V65H171ZM237 64V63H236ZM95 65V64H94ZM117 65V68H114L115 70H118L119 69V66ZM132 65V64H131ZM131 65H129L128 67L129 68H132V69H128V67H127V64L126 65H124V66H126L127 67V69L128 70H126V69H124L123 67H122V69L120 68V71L118 70V72L116 71V73H115V75L113 76V74L112 75H109L110 73H109V70H111L110 72H112L113 71V73L115 72L114 70H112L113 69V67L112 66H110L112 69H110L109 67H108V65H107V67L109 68V69H107L106 67H102L101 69H105L106 71V74H105V76H104V74H103V76L101 75V73H95V77L96 76H100V78H101V76L102 77H104V79L103 78H101V79H103L102 80V82L103 81H105V83H107L106 82V80H107V77H106V75H108V81L109 80H111V81H109L108 83H107V86L105 87V83H103V84H101V83H99L100 85H102V87L100 86V85H98V87H101L102 88V90L104 91V90H106V91H104V93L101 91V88L100 89H97V91L98 90H100L101 92L98 94L97 93V91H96V89H95V93H97L98 95H99V98H98V96H97V98L96 97H93V99H97V100H99L100 102H102V105L100 104L99 106H102L101 108V110H96V112L98 111V113H94V116L93 117H91L90 118V120H89V123L90 124H93L92 126H93V128L96 130H91L90 132L88 131V133H92V134H85V135H88V137H89V135L91 136L90 138H92V137H94L91 141L88 139H86V141L84 140V146H85V142L87 143L86 144V146H87V148L84 150V149H81V150H84V153L85 154H87L88 156L90 155H92V152L91 151H94V153H98V154H100L103 150V153H101L100 155H101V157L98 159V157L96 158V156H94V153H93V157L91 156L90 157V159H89V157L87 156V158H86V155H85V158H86V160L88 159V160H90V161H92L93 159V161H97V159L99 160V161H101L100 163H102V165H100V166H98L99 167V169L101 170V169H104V171H106L107 173H109L110 174V176H113L114 177V179L116 178V176H118L121 180H119L120 181V183H119V186L120 187H118V189L120 188V190H121V195H117V196H121V197H119L118 199L120 200V201H122V202H125L126 203V206H127V204H128V202L129 203H131V200L132 201H135V200H133V198L131 199V194H130V192H131V190L130 189H134V188H132L130 185H133V176L135 175H137V176H139V178H140V176L141 177H143V179L145 178L146 180H148V179H150V177H154V175L156 174V172L154 171V170H156V169H154L155 167L154 166H152V167H154V168H152L151 166H149V162L150 161H152V160H150L151 158V156L149 157V153L150 152H153L152 151V149L154 148V147H152L154 144H156V146H155V149L158 151L157 153H160V152H162V155H163V152H164V144H163V140H162V136L161 135H163L162 133H164V135H167L168 137H166V138H168L167 140H169L172 136L170 135L171 133H169V132H171V127L169 128V123L170 124H172V123H176V119L177 118H179L178 117V114H177V112L179 111H173V112H171L170 111V107H174V106H170L169 107V104L170 103H168V105L167 104H163V103H161L162 102V99L161 98H164V97H166L165 95H166V92H168V91H166V89H167V87L164 85V84H167V85H169L168 83L169 82H167V83H164V82H166V81H162V80H164V79H166V78H164V79H161V81L164 83L163 84V86L166 88V89H164V91L163 92H161L160 91V93H158L159 92V90H160V88L159 87H157L159 90H157V91H152V93H158L157 95H154V97L156 96V98H154L155 99V102H153L154 103V105H153V108H151V111H152V109L153 110H155L156 112H154V113H156V114H154V116L152 115V117L150 116V117H148V118H150L151 120H152V122H151V120H150V122H145L144 120L143 121H141V122H138V124L140 123V128H139V130H138V133H137V136H135L136 134H134L133 133V135L135 136H132V137H134L132 140L129 138V137H131L129 134H131V133H127L129 136H128V140H127V136H125L126 137V140L127 141H129V139L131 140V143L130 144H128L127 143V141L125 140V139H123V138H125L124 136H123V138H122V135H121V137H120V134H121V131H120V134L118 133L119 131H117V133H116V131H113V132H115V134H114V136L113 137H115V135H117V139L116 140H114V138L113 139H109V141H107L108 142V144L106 145V146H102L103 144V142H105L106 140V138L105 139H103V135H104V132L105 131H107V132H109L108 131V129H107V126H105L106 127V129L104 128V123H102L103 124V126L100 124L101 123V120L102 121H104L105 122V120H107L108 118L110 119V117H107V116H113V115H115V116H113V119H115V118H118L119 116H120V118H121V115H123L124 116V112H122V114L121 115H119L118 113V111L116 112V110L119 108V104H122L123 105V97H125V96H123L124 94L126 95V93H125V89H126V87H124V85L126 86L127 84H125V83H127V81L124 83L123 81H125V80H127L126 79V76L128 77L129 75H127V74H131V72H133V71H131V70H133V69H135L136 68V66L137 65H135V66H131ZM144 65V64H143ZM142 65V66H143ZM153 65V64H152ZM176 65V66H177ZM182 65V67H184ZM211 65V64H210ZM93 66V65H92ZM104 66V65H103ZM105 66H106V62H105ZM137 66V67H138ZM147 66V65H146ZM150 66V65H149ZM172 66V65H171ZM186 66V65H185ZM192 66V65H191ZM205 66H207V67H205ZM214 66V65H213ZM94 67V66H93ZM98 67V66H97ZM116 67V66H115ZM135 67V68H134ZM140 67V66H139ZM144 68V70H145V65L143 66ZM151 67V66H150ZM150 67H148L147 69H146V71L149 69L150 71H151V68ZM167 67V66H166ZM175 67V66H174ZM188 67H189V64H188ZM187 67V68H188ZM4 68H2V69H4ZM142 68V67H141ZM159 68V67H158ZM160 68H162V67H160ZM185 68V67H184ZM192 68V67H191ZM1 69V70H2ZM9 69L8 70H6V68L4 69V71L6 70V71H9ZM100 69V70H101ZM138 69V68H137ZM164 69H165V67H164ZM136 70V69H135ZM134 70V71H135ZM186 70V69H185ZM184 70V71H185ZM3 71V70H2ZM3 71V72H4ZM97 71V70H96ZM131 71V72H130ZM137 71V70H136ZM142 72H143V70H141ZM146 71L145 72H143V73H141V74H144L145 75V73H146ZM150 71H148V73L150 72ZM163 71V70H162ZM188 71H190L189 70V68H188ZM223 71V70H222ZM10 72V71H9ZM8 72V73H9ZM101 72V71H100ZM138 72L140 73V71L138 70ZM187 72V71H186ZM209 72V71H208ZM221 72V71H220ZM137 72H135V74L134 73H132L131 75H133L134 74V76L133 77H135V78H133L134 79V82H132L134 85H132V83H130V81L129 80H131L130 78H131V76H130V78L128 77V85H130L131 84V86H135V87H133V88H136V85L135 84H142L141 82H143L142 80H143V78H145V76H142V75H140V74H136ZM158 73V72H157ZM210 73V72H209ZM22 74V73H21ZM162 74V73H161ZM177 74V73H176ZM188 74V73H187ZM208 74V73H207ZM219 74V73H218ZM221 74H223V73H221ZM86 75H85V77H86ZM116 75H117V77H116ZM146 75H148V74H146ZM205 75H206V73H205ZM109 76H111V78L112 77H116V78H118V79H109ZM151 76V75H150ZM150 76H148L149 78L147 79V80H149L150 78H152V77H150ZM160 76V75H159ZM209 76V75H208ZM219 76V78H220V74L218 75ZM91 77V76H90ZM161 77V76H160ZM159 77V78H160ZM163 77V76H162ZM187 77V76H186ZM206 77V76H205ZM215 77V76H214ZM213 77V78H214ZM84 77H82V79H83ZM87 78V77H86ZM89 78V77H88ZM146 78H147V76H146ZM172 78V77H171ZM212 78V77H211ZM224 78H226V77H224ZM224 78H220V80L218 79V77H217V79H211V80H213V81H211V82H209V81H207V83H206V85L204 86L205 88L203 89V92H204V94L207 96L206 98H207V103H205V102H203L204 104H207V106H206V111H207V117L209 118L208 120H215V122H217V123H219L222 127H224L223 129H222V131L226 128V130L225 131H227V130H229L228 128L229 127H231L232 126V124L229 126V123L228 122H230V121H228L227 119L229 118V117H231V115H233V114H226V112L228 111V107L229 106H227V104H228V102H229V104H230V99L231 98H225V101H224V103H223V100L220 102V101H218L217 99H215L216 98V93H217V96H218V91L219 90H217L216 89V87H215V84L219 81H222V82H220V83H223L224 85L225 84H227L225 81H227V80H224ZM85 79V78H84ZM92 79V78H91ZM106 79V80H105ZM132 79V80H133ZM153 79V78H152ZM151 79V80H152ZM205 79V78H204ZM226 79H228V77L226 78ZM230 79V78H229ZM87 80V79H86ZM155 80V79H154ZM153 80V81H154ZM157 80H159V79H157ZM187 80H189V79H187ZM197 80V81H198ZM209 80H210V78H209ZM89 81V80H88ZM97 81V80H96ZM101 81V80H100ZM145 81V80H144ZM123 82V83H122ZM154 82H158V83H161V82H159V81H154ZM173 82V81H172ZM175 82V81H174ZM228 82H230V81H228ZM95 83V82H94ZM121 83H122V85H123V87L125 88V89H123L122 87H121ZM157 83V84H158ZM178 83V82H177ZM220 83H219V85H220ZM88 84V83H87ZM90 84V83H89ZM144 84V83H143ZM153 84H155V83H153ZM204 84V83H203ZM264 84V83H263ZM73 85V86H72ZM93 85V84H92ZM139 85V86H140ZM156 85V84H155ZM159 85V84H158ZM219 85H217V86H219ZM228 85V88H226V86H225V90H226V92H224V93H227V92H229L230 94H233L234 92H236L235 90V88H229V83L227 84ZM72 86V87H71ZM130 86V87H131ZM144 86V85H143ZM161 87H163L162 85H160ZM223 86V85H222ZM230 86H231V84H230ZM72 89H71V88ZM75 87H77V86H75ZM130 87H129V89H130ZM138 87V86H137ZM170 87V85L168 86V88ZM203 87V86H202ZM80 88H82V87H80ZM80 88H78V89H80ZM83 88H84V85H83ZM132 88V89H133ZM77 89V91H79ZM127 89H128V86H127ZM126 89V90H127ZM140 89V88H139ZM187 89V88H186ZM224 89H222L223 91H224ZM90 90L92 91V90H94V89H92V87L90 88ZM179 90V89H178ZM222 90H220V91H222ZM36 91V92H35ZM134 91V90H133ZM132 90H131V93L133 92ZM140 91V90H139ZM139 91H137V93L139 92ZM142 91V90H141ZM145 91V90H144ZM175 91V90H174ZM186 91V90H185ZM201 91V90H200ZM80 92H81V89H80ZM79 92V93H80ZM85 92V91H84ZM87 92V91H86ZM86 92H85V94H86ZM93 93H94V91H92ZM231 92H233V93H231ZM78 93V92H77ZM82 93V92H81ZM90 93V92H89ZM93 93H91V94H93ZM129 93H130V91H129ZM137 93H133V94H135V96H137L136 94ZM185 93V92H184ZM200 93V92H199ZM221 93V92H220ZM220 93H219V97H220ZM91 94H89L90 96H91ZM127 94H128V91H127ZM139 94V93H138ZM148 94H150V93H148ZM181 94V93H180ZM84 95V94H83ZM88 95V94H87ZM94 95V94H93ZM96 95V94H95ZM132 95V94H131ZM130 95V96H131ZM169 95V94H168ZM171 95V94H170ZM178 95V94H177ZM222 95V94H221ZM226 95V94H225ZM224 95V96H225ZM234 95V94H233ZM129 96V97H130ZM134 96V97H135ZM142 96V95H141ZM140 96V97H141ZM183 96V95H182ZM186 96V95H185ZM189 96V95H188ZM89 97V96H88ZM128 97V98H129ZM138 97H139V95H138ZM169 98H170V96H168ZM167 97V98H168ZM180 97H181V95H180ZM198 97V96H197ZM221 97H223V96H221ZM233 97V96H232ZM126 98V97H125ZM168 98V100H170ZM179 98V97H178ZM188 98V97H187ZM83 99V98H82ZM81 99V100H82ZM92 99V98H91ZM141 99H143V97H141ZM177 99V98H176ZM184 99V98H183ZM190 99V98H189ZM192 99V98H191ZM194 99V98H193ZM78 100V99H77ZM89 100H90V98H89ZM96 100V101H97ZM139 100V99H138ZM164 100V99H163ZM171 100H173V99H171ZM177 100H179V99H177ZM198 100V99H197ZM95 101V100H94ZM99 101H97V102H99ZM154 101V100H153ZM180 102H181V100H179ZM186 101V100H185ZM195 101V100H194ZM89 102V101H88ZM122 102V103H121ZM137 102V100L135 101V103ZM140 102H141V100H140ZM169 102V101H168ZM175 103H176V101H174ZM188 102V101H187ZM232 102H234V101H232ZM250 102H252L253 103V101H250ZM87 103V102H86ZM90 103H91V101H90ZM129 103V102H128ZM127 102L125 103V105L127 106V105H129V107L128 108H126V109H123V111L124 110H126L125 112H126V114L125 115H127V116H129V117H131L130 116V114H132V112H129L130 111V105L132 104V103H130V104H128ZM165 103H167V102H165ZM172 103H173V101H172ZM192 103V101L190 102V104ZM240 103V102H239ZM93 104V103H92ZM95 104V103H94ZM98 104V103H97ZM225 104V105H224ZM228 104V105H229ZM236 104V103H235ZM254 104V103H253ZM90 105V104H89ZM96 105V104H95ZM125 105L123 106V107H125ZM137 105V104H136ZM184 105V104H183ZM199 105V104H198ZM234 105V104H233ZM240 105V104H239ZM238 104L237 105H234V107L236 106L237 108L236 109H239L240 108V106H239ZM91 106H93V105H91ZM121 106V105H120ZM150 106V105H149ZM176 106V105H175ZM200 106V105H199ZM225 106H227V107H225ZM230 106H231V104H230ZM255 106V105H254ZM94 107V106H93ZM96 107V106H95ZM131 107H133L132 105H131ZM137 107V106H136ZM135 107V108H136ZM177 107H178V105H177ZM176 107V108H177ZM185 107H186V105H185ZM258 107V106H257ZM109 108H111V110L109 109ZM114 108H116V110L114 109ZM142 108V107H141ZM180 108V107H179ZM178 108V109H179ZM181 108L183 109V107L181 106ZM180 108V109H181ZM187 108V107H186ZM185 108V109H186ZM190 108V107H189ZM184 109L182 112L184 113V111H185V113H186V111L188 110L189 112L188 113H190V114H194V116H196V115H198V114H195V112L193 113V109ZM90 109V108H89ZM108 110V112H107V110ZM115 110V113L113 114V111ZM127 109H129V111L127 110ZM109 110L110 111H112V112H110L109 113ZM256 110V109H255ZM91 111H92V109H91ZM127 111L129 112V113H127ZM135 111V110H134ZM134 111H133V113H134ZM141 111V110H140ZM149 111V110H148ZM196 111V110H195ZM206 111H205V114H206ZM254 111V110H253ZM260 111V110H259ZM57 112V113H58ZM92 112H94V111H92ZM102 112V115L101 116H99V114ZM176 112V113H175ZM181 112V113H182ZM238 112H239V110H238ZM255 112V111H254ZM253 112V113H254ZM264 112V111H263ZM103 113H104V115H103ZM120 113H121V111H120ZM139 113V112H138ZM144 113V112H143ZM180 113V114H181ZM187 113V115L189 116V114ZM197 113V112H196ZM237 113V112H236ZM96 114H98V115H96ZM150 114V113H149ZM204 114V115H205ZM143 115V114H142ZM147 115V114H146ZM145 115V116H146ZM151 115V114H150ZM182 115V114H181ZM256 115V114H255ZM89 116H91L90 115V113H89ZM103 116H105V117H107L106 119H104V118H102ZM126 116V118H123L125 121L127 120V119H129V117H127ZM136 117L138 116V115H135ZM184 116V115H183ZM187 116V117H188ZM192 116V115H191ZM83 117V116H82ZM81 117V118H82ZM134 117V116H133ZM154 117V118H153ZM190 117V116H189ZM188 117V118H189ZM196 117H198L199 118V116H196ZM206 117V116H205ZM256 117H258V116H256ZM89 118V117H88ZM135 118V117H134ZM146 118V117H145ZM144 118V119H145ZM193 117H191V119H192ZM204 118V117H203ZM261 118H264V117H261ZM84 119V118H83ZM113 119H111L112 121H113ZM119 119V118H118ZM123 119H122V121H123ZM131 119V118H130ZM137 119V118H136ZM190 119V121H188V120H186L184 117H182L180 120H179V126H184L185 124H188V125H191L192 124V121L193 120H191ZM194 119V118H193ZM29 121L28 122V124H26L25 126H27L28 127V131H26V129H24V128H21V123L23 122V121ZM110 120V121H111ZM116 120V119H115ZM132 121H133V119H131ZM206 120H207V118H206ZM205 120V121H206ZM211 120H210V122H211ZM230 120V119H229ZM242 120V119H241ZM262 120V119H261ZM83 121H85V119L83 120ZM88 121V120H87ZM119 121V120H118ZM130 121V120H129ZM137 121V120H136ZM194 121H195V119H194ZM198 121V120H197ZM235 121V120H234ZM264 121V120H263ZM46 122V121H45ZM81 122H82V120H81ZM107 122V121H106ZM105 122V123H106ZM115 122V121H114ZM196 122V121H195ZM209 122V123H210ZM214 122V121H213ZM256 122V121H255ZM112 123V122H111ZM122 123V122H121ZM185 123V124H184ZM216 123V124H217ZM231 123V122H230ZM244 124H242V125H244V126H242V127H244V128H242V129H245V131L247 132L246 134H247V139H246V137H245V139H246V141H247V143H246V145L248 146V143L249 142H253V141H255L256 139L257 140H259L260 138H258L259 136H261L260 135V133H261V131L263 130V129H261L262 128V121H260V119L258 120V122L257 123H254V120H252V121H250V120H245L244 122H243ZM79 124V123H78ZM112 124H114V123H112ZM117 124V123H116ZM132 124V123H131ZM135 124H137V122L135 123ZM184 124V125H183ZM67 126L66 127H68V130H72V128H75V126H74V124H66ZM105 129V131L103 130V128L101 127V126ZM115 125V124H114ZM120 125V124H119ZM123 125V126H122ZM219 125V126H220ZM49 126V125H48ZM52 126V125H51ZM50 126V127H51ZM84 126V125H83ZM91 126V125H90ZM89 126V127H90ZM99 126H100V130H99V132L97 131L98 129H97V127L99 128ZM123 128H125L124 130H126V125L124 126V124L122 123L119 127H120V129L121 130H123L122 129V127ZM130 126V125H129ZM133 126H134V123H133ZM178 126V127H179ZM198 126V125H197ZM86 127V126H85ZM84 127V128H85ZM88 127V129L90 130V128ZM174 127V126H173ZM187 127V126H186ZM185 127V128H186ZM188 127H190V126H188ZM193 127V126H192ZM216 127V126H215ZM217 127H218V124H217ZM221 127V128H222ZM83 128V127H82ZM113 128H114V126H113ZM131 128V127H130ZM134 128V127H133ZM133 128H131L132 130L130 131V132H132L133 131ZM180 128V130H181V127H179ZM178 128V129H179ZM196 128V127H195ZM128 129H129V127H128ZM188 129V128H187ZM190 129V128H189ZM197 129V128H196ZM200 129V128H199ZM241 129V130H242ZM74 131L76 130V129H73ZM85 130V129H84ZM111 130V129H110ZM114 130H116V129H114ZM135 130V129H134ZM173 130V129H172ZM179 130V131H180ZM239 130V129H238ZM73 131V132H74ZM86 131V130H85ZM92 131H94L95 133L93 134V132ZM100 131H102V132H100ZM104 131V132H103ZM177 131V130H176ZM244 131V132H245ZM76 132V131H75ZM74 132V133H75ZM83 132V131H82ZM182 132V131H181ZM231 132V131H230ZM80 133V132H79ZM84 133V132H83ZM86 133V132H85ZM111 133V132H110ZM123 133H124V131H123ZM136 133V132H135ZM197 133V132H196ZM210 133V132H209ZM225 133V132H224ZM234 133V132H233ZM73 134V133H72ZM71 134V135H72ZM77 134V133H76ZM113 134V133H112ZM174 134V133H173ZM172 134V135H173ZM181 134V133H180ZM184 134V133H183ZM187 134V133H186ZM218 134V133H217ZM221 134V133H220ZM238 134V133H237ZM4 135V134H3ZM5 135H6V133H5ZM8 135V136H9ZM74 135V134H73ZM72 135V136H73ZM80 135V134H79ZM81 135H84V134H81ZM106 135H108L107 133H106ZM119 135V136H118ZM124 135V134H123ZM126 135V134H125ZM163 135V136H164ZM189 135V134H188ZM188 135H187V137H188ZM194 135V134H193ZM196 135V134H195ZM213 135V134H212ZM229 135H230V133H229ZM228 135V136H229ZM72 136H71V138H72ZM78 136V135H77ZM169 136H171L170 138H169ZM180 136V135H179ZM178 136V137H179ZM182 136V135H181ZM197 136V135H196ZM202 136V135H201ZM226 136V135H225ZM225 136H223V137H225ZM238 136V135H237ZM65 137V136H64ZM66 137H68V136H66ZM65 137V138H66ZM74 137H75V135H74ZM74 137H73V139H74ZM82 137V136H81ZM96 137V138H95ZM120 137V138H119ZM131 137V138H132ZM174 137V136H173ZM185 137V136H184ZM199 137V136H198ZM47 138V139H46ZM76 139H77V137H75ZM108 138H111V136H108ZM108 138H107V140H108ZM165 138V139H166ZM182 138V137H181ZM192 138H193V136H192ZM191 138V139H192ZM196 138V137H195ZM75 139V140H76ZM189 139V138H188ZM197 139V138H196ZM195 139V140H196ZM234 139V138H233ZM82 140V139H81ZM96 140V141H95ZM193 140V139H192ZM218 140V139H217ZM226 140H227V138H226ZM229 140H231V139H229ZM236 140V139H235ZM240 140V139H239ZM249 140V141H248ZM79 142H80V139L78 140ZM92 141H94L96 144H97V146L96 145H92ZM194 141V140H193ZM213 141H215V140H213ZM220 141L221 140H219L217 143H215L214 142V147L217 145V144H221L220 143ZM232 141V140H231ZM1 143H0V145H2L3 147L5 146L9 151L8 152H11L12 151V148H10L9 147V141H8V139L7 138H4L3 140H1L0 141ZM9 142V143H8ZM47 142V141H46ZM165 142V141H164ZM190 142V141H189ZM196 142V141H195ZM212 143V142H211ZM227 143V142H226ZM225 143V144H226ZM238 143H239V141H238ZM105 144V143H104ZM169 144V143H168ZM250 144V143H249ZM31 145V144H30ZM72 145V144H71ZM75 145V144H74ZM212 145V144H211ZM237 145V144H236ZM245 145V144H244ZM218 146V145H217ZM221 146V145H220ZM219 146V147H220ZM230 146V145H229ZM233 146V145H232ZM242 146V145H241ZM93 147H94V149H93ZM189 147V146H188ZM196 147V146H195ZM236 147V146H235ZM31 148V147H30ZM69 148V147H68ZM85 148V147H84ZM231 148V147H230ZM238 148V147H237ZM6 149V150H7ZM11 149V150H10ZM74 149V148H73ZM72 149V150H73ZM155 149H153L154 151H155ZM190 149H191V147H190ZM189 149V150H190ZM196 149V148H195ZM229 149V148H228ZM236 149V148H235ZM241 149V148H240ZM245 149V148H244ZM192 150V149H191ZM216 150H218V149H216ZM188 151V150H187ZM193 151V150H192ZM230 151V150H229ZM239 151V150H238ZM243 151V150H242ZM191 152V151H190ZM215 152V151H214ZM219 152H220V150H219ZM228 152V151H227ZM227 152H225V153H227ZM232 152H233V150H232ZM248 152V151H247ZM42 153V152H41ZM154 153V152H153ZM155 153H156V151H155ZM155 153H154V155H155ZM212 153V152H211ZM221 153V152H220ZM244 153V152H243ZM31 154V153H30ZM77 154V153H76ZM82 154H83V152H82ZM188 154V153H187ZM190 154H192V153H190ZM218 154V153H217ZM240 154H241V157H242V153L240 152ZM152 155V154H151ZM153 155V156H154ZM159 155V154H158ZM193 155V154H192ZM98 156V155H97ZM193 156H195V155H193ZM192 156V157H193ZM244 156V155H243ZM246 156V155H245ZM14 157V156H13ZM13 157L11 158V156H10V159H9V161H7V163H5L6 164V166L5 167H7L9 170V172L11 173L10 174V176H8L6 179H4V182H3V184H2V186H3V188H4V190L3 191H5L4 192V195H2L3 197L1 198V201H2V203H0V219L2 220V221H6V224H4L3 226H1L2 228H5V231L6 232H8V233H13V234H17L14 238H15V240H16V242L15 243H17V245L20 247V245H22V246H24L25 245V247H26V245H27V243H28V245L30 244V241L31 242H35L37 239H36V236L38 235V234H40L41 232L40 231H42L41 229H42V227H41V229H39L38 227H35L33 224H31V222H32V218L34 219V217L36 216V215H40V214H36L40 209H39V207L37 208V206H38V204L36 205L35 203H38V202H34V201H32L31 199V203H29V204H27L26 203V201H25V199H23L22 197H21V195H20V191L18 190V188H17V185L15 184V180H14V177H13V175H12V173H14L13 171H15L14 169V162H13ZM82 157V156H81ZM95 157V158H94ZM189 157V156H188ZM216 157V156H215ZM91 158H93V159H91ZM190 159H191V161L193 160L191 157H190ZM215 159V158H214ZM242 159V158H241ZM246 159V158H245ZM84 160V159H83ZM87 160V161H88ZM243 160V159H242ZM244 161V160H243ZM247 161V160H246ZM89 162V161H88ZM153 162V161H152ZM189 162V161H188ZM195 162V161H194ZM90 163V162H89ZM94 163V162H93ZM92 163V164H93ZM99 163V162H98ZM97 163V164H98ZM87 164V163H86ZM95 164H96V162H95ZM227 164V163H226ZM229 164V163H228ZM227 164V165H228ZM75 165V164H74ZM130 165H132L131 167H130ZM151 165V164H150ZM196 165V164H195ZM40 166V165H39ZM38 166V167H39ZM87 166V165H86ZM92 166H95V165H92ZM189 166H191V165H189ZM78 167V166H77ZM103 167V168H102ZM133 167V168H132ZM76 168V167H75ZM5 169V168H4ZM98 169V168H97ZM154 169V170H153ZM216 169V168H215ZM7 171V170H6ZM78 171H79V169H78ZM92 171V170H91ZM103 170L101 171L102 173H105V176L107 175H109V174H106V172H104ZM219 171V170H218ZM95 172V171H94ZM90 173V172H89ZM100 173V172H99ZM222 173H224V172H222ZM72 175V174H71ZM98 175V174H97ZM77 176H78V174H77ZM101 176V175H100ZM136 176V177H137ZM85 177H87L86 175H85ZM91 177V176H90ZM102 177V176H101ZM113 177H112V179H113ZM97 178V177H96ZM111 178V177H110ZM130 178L132 179V181L130 180ZM135 178V177H134ZM41 179V178H40ZM136 179V178H135ZM144 179V180H145ZM129 181H131V183L132 184H130V182ZM136 181V180H135ZM150 181V180H149ZM148 181V182H149ZM113 183V182H112ZM114 184V183H113ZM138 185V184H137ZM61 186V185H60ZM98 186V185H97ZM134 186V185H133ZM138 187V186H137ZM60 188V187H59ZM61 189V188H60ZM99 189V188H98ZM117 189V188H116ZM176 189V188H175ZM57 190V189H56ZM120 190H118V192L120 191ZM2 191V190H1ZM50 191H52V190H50ZM46 192H48V190L46 191ZM62 192V191H61ZM66 192V191H65ZM137 192H139V191H137ZM2 193V192H1ZM0 193V194H1ZM53 193V192H52ZM113 193H115V192H113ZM119 193V194H120ZM47 194V193H46ZM155 194V193H154ZM159 194V193H158ZM56 195V194H55ZM54 195V196H55ZM67 195V194H66ZM116 195V194H115ZM157 195V194H156ZM155 195V196H156ZM49 196V195H48ZM51 196V195H50ZM56 196H58V195H56ZM151 197V196H150ZM31 198V197H30ZM33 198V197H32ZM56 198V197H55ZM116 198V197H115ZM154 198H156V197H154ZM53 199V198H52ZM109 199V198H108ZM112 199V198H111ZM59 200V199H58ZM62 200H63V198H62ZM62 200H59L60 202L62 201ZM68 200V199H67ZM115 200H117V199H115ZM115 200H112V201H115ZM65 201V200H64ZM101 201V200H100ZM99 201V202H100ZM111 201V200H110ZM120 201H116V203H114V206H113V204H112V206L113 207H115V206H117L118 207V205H119V203H120ZM150 201V200H149ZM28 202H29V199H28ZM57 202V201H56ZM53 203H55V202H53ZM158 203H160V205H162V206H164V202L160 199L159 200V202ZM57 204H59V202L57 203ZM62 204V203H61ZM68 204V203H67ZM115 204H118V205H115ZM121 205H124V203H120ZM135 205H136V202H135ZM134 205V206H135ZM154 205V204H153ZM157 205H159V204H157ZM62 206H64V205H62ZM92 206V205H91ZM125 206V205H124ZM138 205H136L135 206V208L137 207ZM57 207V206H56ZM157 207V206H156ZM159 207V206H158ZM41 208V207H40ZM59 208H61V205H60V207ZM66 208V207H65ZM88 208V207H87ZM90 208V207H89ZM93 207H91L90 209H92ZM120 208V207H119ZM118 208V209H119ZM140 208V207H139ZM114 209V208H113ZM116 207H115V209H114V213H115V211L117 212V210H118ZM123 208L121 207V209H119L120 211H124V210H122ZM27 210L29 211L28 213H29V217H27L26 216V212H27ZM137 210V209H136ZM37 211V212H36ZM41 211V210H40ZM93 211V210H92ZM95 211V210H94ZM98 211V210H97ZM138 211V210H137ZM141 211V210H140ZM146 211V210H145ZM62 212V211H61ZM98 213V212H97ZM96 213V214H97ZM118 213V212H117ZM120 213V215H121V212H119ZM118 213V214H119ZM143 213H145V212H143ZM94 214H95V212H94ZM123 214V213H122ZM98 215V214H97ZM117 215V214H116ZM144 215V214H143ZM147 215V214H146ZM160 215V214H159ZM158 215V216H159ZM34 216V217H33ZM44 216V215H43ZM89 216V215H88ZM99 216V215H98ZM157 216V215H156ZM121 217V216H120ZM148 217V216H147ZM36 218V217H35ZM42 218V217H41ZM88 218H90L91 219V216H89ZM150 218V217H149ZM29 220L27 223H24L26 220ZM40 219V218H39ZM98 219V218H97ZM141 219V218H140ZM0 220V221H1ZM38 220V219H37ZM95 220V219H94ZM147 219H145V218H143L142 217V219L141 220H139L138 222H140L139 224L141 225V222H142V225L143 226H141V227H143L144 229H149V231H150V226H149V223H150V220H149V222H147L146 221ZM155 220V219H154ZM39 221V220H38ZM37 221V222H38ZM123 221V220H122ZM121 221V222H122ZM125 221V220H124ZM156 221V220H155ZM165 221H167V220H164L163 222L165 223L162 227H161V232H162V230H163V235H164V233H165V236L166 235H168V237L170 236L169 234H171V233H174V230H176L177 229V224L176 223H172L171 222V224L169 223V221L168 222H165ZM160 222V221H159ZM1 223V222H0ZM34 223V222H33ZM39 223V222H38ZM154 223V222H153ZM162 223V222H161ZM37 224V223H36ZM41 224V223H40ZM163 224V223H162ZM151 225V224H150ZM149 227V228H148ZM84 228V227H83ZM132 228V227H131ZM142 228V229H143ZM157 228V227H156ZM155 228V229H156ZM44 229V228H43ZM143 229V230H144ZM1 230V229H0ZM81 230V229H80ZM79 230V231H80ZM85 230V229H84ZM83 230V231H84ZM145 230V231H146ZM160 230H151V232L150 233H152L151 234V237L153 236V238H152V240H151V237H150V240L152 241V244L157 248H155L156 250H158V249H160V247H159V243L161 242H157V236H159L158 235V232L160 231ZM47 231V230H46ZM82 231V232H83ZM86 231V230H85ZM132 231V236H133V230H131ZM144 231V232H145ZM158 231V232H157ZM43 232V231H42ZM136 232V231H135ZM154 232V233H153ZM156 232V233H155ZM160 232V233H161ZM3 233V232H2ZM147 233V232H146ZM65 234V233H64ZM87 234V233H86ZM85 235V234H84ZM84 235H83V238H85L84 237ZM145 235V234H144ZM157 235V236H156ZM174 235V234H173ZM4 236V235H3ZM41 236H42V234H41ZM66 236V235H65ZM86 236V235H85ZM9 237V236H8ZM67 237V236H66ZM163 236H162V234H161V238H162ZM168 237H164V238H168ZM172 236H170V238H171ZM1 238V237H0ZM13 238V239H14ZM45 239H46V237H44ZM139 238V237H138ZM160 238V237H159ZM170 238H168L169 240H170ZM8 239H10V238H8ZM86 239V238H85ZM84 239V240H85ZM167 239V240H168ZM190 239H192L191 237H190ZM1 240V239H0ZM10 240H12V237H11V239ZM40 240H42V239H40ZM49 240V239H48ZM136 240H138V239H136ZM139 240H141V239H139ZM143 240H144V238H143ZM149 240V241H150ZM161 240V239H160ZM6 241V240H5ZM8 241V240H7ZM142 241V240H141ZM149 241H148V243H149ZM191 241V240H190ZM10 242V241H9ZM37 242V241H36ZM35 242V243H36ZM140 242V241H139ZM26 243V244H25ZM34 243V244H35ZM44 243H46L45 241H44ZM137 243V242H136ZM147 243V242H146ZM147 243V244H148ZM181 243H184V242H181ZM13 244V243H12ZM33 244V243H32ZM39 244V243H38ZM40 244H43V243H40ZM141 244H142V242H141ZM152 244H149L150 246L152 245ZM161 244V243H160ZM186 244V243H185ZM10 245V244H9ZM16 245V244H15ZM139 245V244H138ZM148 245V246H149ZM180 245V244H179ZM183 245V244H182ZM188 245V244H187ZM21 246V247H22ZM36 246V245H35ZM34 246V247H35ZM39 246V245H38ZM50 246V245H49ZM114 246V245H113ZM141 246V245H140ZM143 246V245H142ZM144 246H145V244H144ZM147 246V247H148ZM149 246V247H150ZM161 246V245H160ZM184 246V245H183ZM29 247V246H28ZM41 247V246H40ZM110 247H112V246H110ZM146 247V246H145ZM148 247V248H149ZM159 247V248H158ZM179 247V246H178ZM181 247V246H180ZM186 247H188V246H186ZM200 247V246H199ZM1 248V247H0ZM24 248V247H23ZM27 248V247H26ZM25 248V249H26ZM122 248V247H121ZM141 248V247H140ZM147 248V249H148ZM162 249H164L163 248V245H162V247H161ZM181 248H183V247H181ZM180 248V249H181ZM184 248H185V246H184ZM1 249H3V248H1ZM0 249V250H1ZM22 248H20V250H21ZM102 249V248H101ZM143 249H144V247H143ZM154 249V250H155ZM186 250L185 251H187V248H185ZM201 249V248H200ZM199 249V250H200ZM27 250V249H26ZM105 250H106V248H105ZM109 250V249H108ZM146 250V249H145ZM161 250V249H160ZM184 250V249H183ZM19 251V250H18ZM22 251V250H21ZM103 251V250H102ZM150 250H148V252H149ZM153 251V250H152ZM159 251V250H158ZM179 251V250H178ZM26 252V251H25ZM106 252V251H105ZM105 252H104V254H105ZM109 252H111L110 250H109ZM151 252V251H150ZM180 252V251H179ZM205 252V251H204ZM203 252V253H204ZM101 253H103V252H101ZM186 254L187 252H184L183 251V254ZM205 253H207V252H205ZM204 253V254H205ZM2 254H3V252H2ZM6 254V253H5ZM109 253H108V251L106 252V255H105V257L108 255ZM152 254V253H151ZM180 254V253H179ZM182 254V253H181ZM184 254V255H185ZM189 254V253H188ZM143 255V254H142ZM202 255V253L200 254V256ZM206 255V254H205ZM3 256H6V255H3ZM8 256V255H7ZM22 256V255H21ZM148 256H150V254L148 255ZM183 256V255H182ZM189 257H190V255H188ZM0 257L2 258V256H1V252H0ZM105 257H104V259H105ZM110 257V256H109ZM155 257V256H154ZM0 258V259H1ZM8 258V257H7ZM7 258H5L4 257V259H7ZM11 258V257H10ZM21 258V257H20ZM103 258V257H102ZM107 258H108V256H107ZM142 258V257H141ZM140 258V259H141ZM183 258H185L184 256H183ZM188 258V257H187ZM187 258H186V260H187ZM202 258L203 259H205L206 257H204V256H202L201 257V261H202ZM242 258V257H241ZM18 259V258H17ZM125 259V258H124ZM124 259H123V261H124ZM151 259H153V256H152V258ZM221 259V258H220ZM2 260V259H1ZM23 260V259H22ZM26 260V259H25ZM122 260V259H121ZM137 260V259H136ZM155 259H153V261H154ZM243 260V259H242ZM242 260H241V262H242ZM246 260H249L248 262H250L251 264H256V258L254 257V256H252L251 258L250 257H248V259H247V257H246ZM7 261H8V259H7ZM102 261V260H101ZM146 261V260H145ZM205 261H206V259H205ZM218 261V260H217ZM220 261V260H219ZM219 261H218V263H219ZM1 262V261H0ZM2 262L5 264V262L2 260ZM25 262V261H24ZM106 262H107V260H106ZM105 262V263H106ZM109 262V261H108ZM121 262V261H120ZM136 262V261H135ZM135 262H134V264H135ZM222 262V261H221ZM244 262H247V261H245L244 260ZM9 263V262H8ZM16 263V262H15ZM138 263V262H137ZM202 263V262H201ZM10 264H11V262H10ZM12 264H14V263H12ZM202 264H205L204 263V261H203V263ZM217 264V263H216ZM223 264V263H222ZM242 264V263H241ZM248 264V263H247Z\"/></svg>",
    "mask_w": 264,
    "mask_h": 264
}]
</instances>
